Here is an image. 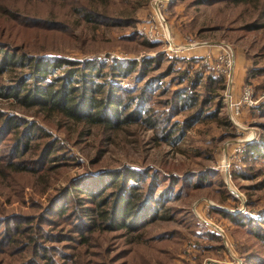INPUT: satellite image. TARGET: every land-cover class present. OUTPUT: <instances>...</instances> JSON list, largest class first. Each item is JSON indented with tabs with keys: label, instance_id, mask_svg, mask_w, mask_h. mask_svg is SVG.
I'll return each instance as SVG.
<instances>
[{
	"label": "rangeland",
	"instance_id": "rangeland-1",
	"mask_svg": "<svg viewBox=\"0 0 264 264\" xmlns=\"http://www.w3.org/2000/svg\"><path fill=\"white\" fill-rule=\"evenodd\" d=\"M14 1L63 21L61 31L24 49L29 53L134 60L132 71L114 76L121 111L135 115L136 108L155 124L139 118L109 128L56 115L46 121L35 106L0 95V264H264V16L258 8L229 0H110L103 20L128 15L132 22L109 24L83 21L74 8L79 0ZM247 23L255 27L246 29ZM224 42L231 67L223 79L213 58L198 60L217 54ZM24 72H1L0 91ZM246 84L255 102L234 113L230 103ZM6 115L18 118L17 127L4 125ZM25 121L47 134L22 147L15 142ZM45 139L51 150L41 159ZM245 141L263 152L244 146L235 152ZM119 182L139 185L154 214L139 211L129 227L111 229L92 228L93 212L73 211L85 189L108 198Z\"/></svg>",
	"mask_w": 264,
	"mask_h": 264
},
{
	"label": "trees",
	"instance_id": "trees-1",
	"mask_svg": "<svg viewBox=\"0 0 264 264\" xmlns=\"http://www.w3.org/2000/svg\"><path fill=\"white\" fill-rule=\"evenodd\" d=\"M109 1L79 0L78 6H74V8L83 21L130 24L132 18L128 15H124L123 18L103 20L102 8L105 9ZM229 1L234 4L258 8L259 15L264 16V0ZM27 7V3L22 1L0 0V73L13 67L26 68L23 75L24 79H17L12 84L4 85L1 89L4 88L5 90L0 91V95L13 97L16 101L28 106H35L41 112L42 119L46 121H49L50 116L56 115L61 118L84 121L88 124H101L112 128L118 126L119 123L134 122L141 118L140 121L144 122L143 124L146 126H154L155 118H147L146 115L140 117L136 108L134 109L135 115H131V112L123 113L121 111L124 107L117 94L121 87L114 76H125L132 71L134 60H117L106 57L79 60L62 56H54L53 59L49 60L40 54L29 53L24 49L32 47L34 41L47 32L61 31L63 21L55 19L53 16L48 19L37 13H29L25 11ZM98 7H101V10ZM245 27L246 29H253L255 25L254 23H247ZM142 63H145V59H142ZM56 68H60L58 73L53 72ZM48 74L50 77L47 78L46 75ZM25 79H31L34 82L26 84ZM187 95L184 94L183 97L188 98L189 94ZM1 114L0 112V116ZM16 118L13 115H6L2 121L4 125L17 127L18 118ZM46 134L39 126L30 121H25L18 135L26 138L21 141L17 136L18 141L15 143L24 147L27 145L28 139L42 138ZM51 144L52 141L47 139L41 142L37 152L38 155H42L41 159L48 157ZM243 146L246 151L250 149L253 152H263L261 148L257 150L259 145L253 141H245ZM17 167L22 166L17 165ZM119 176H116L113 181L119 179ZM69 188L67 187L66 191H69ZM83 192L88 195L75 199V205L72 208L73 211L84 210L82 215L93 212L95 217L89 223L92 228L101 225L111 229L129 227L132 223L128 221L133 216L137 217L139 211L144 216L154 214V209L147 211L146 207H149L147 206L148 202L144 200L146 197L142 198L139 185L137 186L135 182H128L127 184H120L119 182L118 189L112 197L108 198L96 199L98 196L94 195L96 190L85 189ZM81 199L86 200L80 201ZM228 217L233 219L232 215L228 214Z\"/></svg>",
	"mask_w": 264,
	"mask_h": 264
},
{
	"label": "built area",
	"instance_id": "built-area-1",
	"mask_svg": "<svg viewBox=\"0 0 264 264\" xmlns=\"http://www.w3.org/2000/svg\"><path fill=\"white\" fill-rule=\"evenodd\" d=\"M145 32L148 38H155V36H152L150 30L147 31L145 29ZM191 44L192 42L186 44L184 48H189L190 46H192ZM181 47L183 48V46L179 47L180 50H182ZM230 53V45L224 42L220 45V51L217 54L213 56H211L210 54H203L198 61L200 65L211 64V60L213 58V63L211 65L214 68V71L220 73L224 77V75L226 76L228 74V70L231 67ZM254 102L255 100L252 97L251 87L249 84H246L242 87L239 98L237 100L232 101L230 103V106L234 113H237L241 106H251L254 104ZM234 151L237 153L243 151V144H237L234 148Z\"/></svg>",
	"mask_w": 264,
	"mask_h": 264
}]
</instances>
